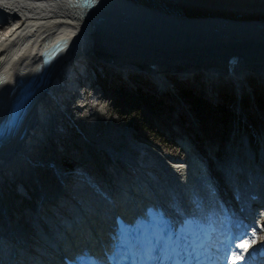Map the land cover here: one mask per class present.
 Here are the masks:
<instances>
[{"label":"bare ground","instance_id":"bare-ground-1","mask_svg":"<svg viewBox=\"0 0 264 264\" xmlns=\"http://www.w3.org/2000/svg\"><path fill=\"white\" fill-rule=\"evenodd\" d=\"M10 17L14 20L13 25L0 34V105L4 102L5 94L15 87L16 79L32 69L38 50L48 41H63V53L58 60L45 66V69L50 71L49 83L41 93H35L23 116L20 125L24 129V138L9 137L0 145V190L7 191L16 187L11 185L12 182L7 189L4 185L7 175H18L19 172L29 176L35 175L32 172L33 162L37 157L46 155L40 150V146L50 140L52 131L49 127L55 120L54 111H59L57 106H60L64 96L65 87L61 82L68 83L65 86H72V75L85 60L80 59L82 52L90 47L97 51L113 50L117 55L111 56L115 62L111 64L116 65L127 64L129 58L139 54L157 60L163 59L164 62H177L171 68L160 69L159 76L154 73L146 76L141 70L130 67L124 78H121L108 68L109 66L101 67L106 65H101L102 62L93 61L92 58L88 59L89 64L100 65V70L94 77L96 86H91L94 92L124 87L129 91L142 90L161 98L168 104L165 111L172 112L182 124L179 127L174 124L169 130L178 134L181 139L184 138L183 142H191L192 138L196 143H200L205 139L203 133L197 131L196 117L189 107L190 104L182 98L179 86L190 89L208 102L220 101L223 91L219 89L226 88L221 85L229 86L232 90L229 89L226 93L232 95L233 90H237L240 108L246 110L256 122L264 121L263 107L253 100L255 95L264 94V0H93L89 6L80 5L79 0H0V26L6 24ZM229 51L237 53L239 61L245 62L241 70L232 76V80L225 78L224 74L212 65H184L191 64V61L195 63L197 57L206 60L205 62L216 63ZM239 75L243 77L239 78ZM252 80L260 85V93L251 90ZM244 97L249 99L247 104L243 103ZM245 118L248 119V116L245 115ZM258 130L264 164V137L262 130ZM189 133L191 138H188ZM141 142L143 140L133 142V146L136 147ZM216 143L215 146H218ZM226 154L228 157V152ZM150 161H154L152 155H149V158L144 157L142 162L145 168ZM87 162L95 164L92 158L87 159ZM161 165L158 163L156 167L160 182H166L170 186L172 179L182 181L192 187L193 195L202 197L203 189L198 187L190 176V172L194 170L191 159L186 165V170L175 175L166 172ZM139 169L145 170L142 166H139ZM139 172L141 171L137 170L135 173ZM73 176L75 180H72L68 189L70 194L75 192L77 197H80L81 204L76 202L74 195L69 197L68 190L66 194L58 192L60 197L67 198L62 206L55 204L52 216L69 214L72 217L73 214H78V211L84 210V200H88L89 196L84 192L85 188L95 187L97 183L93 177L97 176ZM106 176L108 175H103ZM158 180L157 183H160ZM111 181L112 185H116V182H126L121 175L113 176ZM127 181L128 184H122L125 191L128 192V185L140 192L136 193L134 201L127 198L124 190L120 191L113 186L115 194L112 206L100 208L93 205L89 229L85 223L79 226L85 229V233H90L96 225L102 226V216L112 209L121 213L133 211L138 207V199L143 200L142 198L148 195L152 197L150 200H157V197L163 196L160 189L156 195L152 194L150 188L157 190L152 188L155 182L150 185L140 180L139 185L136 180ZM65 188L67 189L66 183ZM50 196L53 200L51 203H55V193ZM45 199L47 198L43 201ZM70 199L71 207L68 205ZM3 209H0V214L11 217ZM29 219L35 222L34 227L40 228V221L37 222L31 217ZM7 221V232L11 229L14 234L21 233L17 228H13L14 222ZM33 229L28 228V233L31 234ZM47 231L44 227L43 232ZM78 231L79 228L76 233ZM84 238L82 234L80 239ZM40 249L44 250L43 247ZM3 263H8L5 254Z\"/></svg>","mask_w":264,"mask_h":264},{"label":"rangeland","instance_id":"rangeland-1","mask_svg":"<svg viewBox=\"0 0 264 264\" xmlns=\"http://www.w3.org/2000/svg\"><path fill=\"white\" fill-rule=\"evenodd\" d=\"M221 86L228 88V86L226 85ZM229 89L232 90L231 88ZM251 90H253V92L260 93L262 89L260 85H257L255 84V82H253V84L251 85ZM97 91L99 92L100 90ZM97 91H95V95L98 93ZM136 96L137 93L135 91H129L124 87H118L112 90L102 91V96L98 97V103H100V107H85L84 109H82L77 104L73 103L75 106H73L72 110L76 111L77 116L74 117L75 121L70 131L71 133L73 132L75 134V137H73V139L70 137V135H67V140H64L63 147L59 144L55 145L56 149L59 150V154H63L62 158H64V160L75 162V164H73L70 168L71 171L75 170L76 168L78 169V163L76 160L83 161L84 157H86L83 147H90L95 143L102 141L114 142L116 148L118 149H121L122 146H125L123 140L124 136L119 133L120 129L125 126L134 134L141 136L142 138L144 137L145 141L153 146H156L155 148L160 151L168 150L173 153L179 151L174 142L168 139V136L173 134L171 133L169 128L174 126V124L176 127L182 125L177 117L174 116L172 112L165 111V109L161 107L160 102L155 103L154 100L145 101L143 97L140 99V97L138 98ZM236 96H233V99L230 98V101L225 107L226 116L224 121L218 119V112L212 108V105H208L202 100L200 101V103L205 106L203 108H200L199 111L195 110V107L193 108L191 104L190 106L188 105L196 115L195 120L197 121V131L199 133L202 132L203 138L205 139L202 142V148L206 149L209 154H212V145H215V142H217L216 144H218V149L217 151H215V155H218L219 157H221V159H224V157H226V153L229 150L228 148H230L225 147L226 141L229 139V137H231L232 139L234 137V134H232L230 131V127L234 125L235 127H238L236 126L237 122L238 125H240V121L238 118L242 114V116L247 115L248 119H250L248 121H250L251 128H248L247 126H245V128H247L249 132L250 130H253V132L256 133H260L258 129H261L262 137H264V121L256 122V120L252 119L246 110L239 108L236 103V101L238 100V97ZM107 101L109 102L108 113H104L102 111L105 109L101 105V102L106 103ZM261 107H263L262 110L264 112V103H262ZM230 108L232 109V111H234L233 113L230 111ZM67 122L71 125L69 120H67ZM128 122L130 125L127 124ZM78 129L81 130L82 134ZM255 134L254 138L257 139L259 134ZM188 138H191L190 133L188 134ZM49 139L51 140V142H59V139L53 137V133L50 134ZM191 142L195 143L192 138ZM44 144H46V142H44ZM41 149L42 145L40 146V150ZM49 151L50 152H48V154H46L44 158H51L53 152L52 150ZM99 153L102 154V150H99L98 154ZM98 154L91 153V155H89L91 157H97ZM33 156L35 158L37 157L35 153L33 154ZM40 161L41 157H37L33 162L34 164L32 165V172L34 174H37L39 172L38 165H43ZM90 167H93V165L86 164V169ZM95 174L97 173L95 172Z\"/></svg>","mask_w":264,"mask_h":264},{"label":"trees","instance_id":"trees-1","mask_svg":"<svg viewBox=\"0 0 264 264\" xmlns=\"http://www.w3.org/2000/svg\"><path fill=\"white\" fill-rule=\"evenodd\" d=\"M180 89V94L182 96L183 99H185L186 101H188L191 106H193V108L197 111H199L200 108H203V104L200 103L199 104V101L202 100L204 101L205 103L207 104H213L212 102H208L205 98H202L200 96L198 97H195L193 93H191L188 89H184L182 88L181 86L178 87ZM144 92H141L139 95H143ZM230 95L227 94L225 91L221 93L220 97H221V101H218L216 102V104H213V108H215L218 112V119L221 120V121H224L225 120V116H226V113H225V105L230 101ZM254 102L258 104V106H261V102L264 101V94H260V95H255L254 96ZM249 101L248 98L244 97V103L247 104ZM165 105H168L165 103ZM252 118V116H251Z\"/></svg>","mask_w":264,"mask_h":264},{"label":"snow or ice","instance_id":"snow-or-ice-1","mask_svg":"<svg viewBox=\"0 0 264 264\" xmlns=\"http://www.w3.org/2000/svg\"><path fill=\"white\" fill-rule=\"evenodd\" d=\"M249 246V242L247 240H244L242 243H237V244H234V247L235 248H239V249H243V250H247V247ZM162 251V249H161ZM240 259L239 256H233V259H232V264H235L236 260ZM159 264H164L163 260L161 259L159 261Z\"/></svg>","mask_w":264,"mask_h":264},{"label":"water","instance_id":"water-1","mask_svg":"<svg viewBox=\"0 0 264 264\" xmlns=\"http://www.w3.org/2000/svg\"><path fill=\"white\" fill-rule=\"evenodd\" d=\"M84 5L89 6L92 5L93 0H80ZM187 66V64H185V67ZM34 94H31L30 97H32Z\"/></svg>","mask_w":264,"mask_h":264}]
</instances>
